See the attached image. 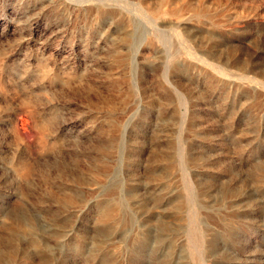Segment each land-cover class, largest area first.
<instances>
[{
  "label": "rangeland",
  "instance_id": "1",
  "mask_svg": "<svg viewBox=\"0 0 264 264\" xmlns=\"http://www.w3.org/2000/svg\"><path fill=\"white\" fill-rule=\"evenodd\" d=\"M142 1L0 0V264H264V0Z\"/></svg>",
  "mask_w": 264,
  "mask_h": 264
},
{
  "label": "bare ground",
  "instance_id": "2",
  "mask_svg": "<svg viewBox=\"0 0 264 264\" xmlns=\"http://www.w3.org/2000/svg\"><path fill=\"white\" fill-rule=\"evenodd\" d=\"M172 1H174V0H161V2L159 3V5L160 4H162V5H164V3H168V2H172ZM246 1V0H245ZM144 1H142L141 0V4L142 5H144ZM147 4V3H146ZM191 4V3H190ZM159 5H158V7H159ZM191 6V5H190ZM194 6V5H193ZM160 7H161V5H160ZM159 7V8H160ZM163 7V6H162ZM98 8V7H97ZM159 8L157 9H151V14H153V15H157V13L159 14L160 12H161V10H160V12L158 11L159 10ZM100 10H99V12H101L102 13V10H101V8H99ZM191 9H192V7H191ZM193 10V12H194V17H196V18H198V19H202V18H208V19H210V20H212L213 21V18L211 17V15H210V10H208L207 9V7L205 6V3H204V0H200L199 1V5H198V7H196L195 9H192ZM263 10V9H262ZM171 11V10H170ZM264 12V11H263ZM104 13V12H103ZM102 13V14H103ZM182 13V10L180 9V8H176V9H174L173 11H172V15H174V16H177L179 19H182V17H181V14ZM260 13V12H259ZM259 13L258 14H256L255 15V17L253 18L254 19V21H255V24L256 23H258L257 22V20H258V18L260 17V15H259ZM105 14V13H104ZM160 15V14H159ZM177 18V19H178ZM262 20H263V18H262ZM204 21V20H203ZM263 22V21H262ZM260 23V22H259ZM221 24V23H220ZM246 24H247V22H246ZM263 24V23H262ZM214 25L215 26H218V24L217 23H214ZM243 25V24H242ZM249 25H250V23H249ZM261 25V24H260ZM219 27H221V26H219ZM247 27V26H246ZM254 27V26H253ZM242 28H243V26H242ZM255 28V27H254ZM258 28V27H257ZM260 28V27H259ZM246 29V28H245ZM248 29V28H247ZM251 30V29H250ZM254 30V29H253ZM257 31V30H256ZM261 31V30H260ZM259 31V32H260ZM258 32V31H257ZM255 34V33H254ZM250 35V34H249ZM248 37V36H247ZM244 39H246V38H244ZM248 39V38H247ZM259 52V51H258ZM217 70V69H216ZM189 72V71H188ZM243 78V77H242ZM245 78V77H244ZM250 77H248V79H249ZM246 79H247V77H246ZM246 79H245V81H246ZM252 79V78H251ZM254 80L255 79H252V80H250L251 82L253 81V83H254ZM260 81V80H259ZM258 81V82H259ZM250 82V83H251ZM250 83H249V85H250ZM255 83H257V82H255ZM259 86H261L263 89H264V80H261L260 82H259ZM108 202H109V200H108ZM100 213H101V218H102V222L104 223V224H108V223H111V222H113V220H114V217H117V216H115V213H119L120 211H121V207L119 206V205H116L113 209H112V207L107 203V202H105V203H101L100 204ZM118 220V219H117ZM117 223V222H116ZM122 226V225H121ZM31 227V226H30ZM114 228V227H113ZM233 237V236H232ZM235 240V239H234Z\"/></svg>",
  "mask_w": 264,
  "mask_h": 264
}]
</instances>
